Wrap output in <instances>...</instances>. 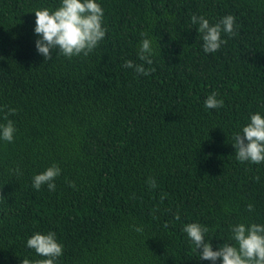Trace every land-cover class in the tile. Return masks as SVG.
Listing matches in <instances>:
<instances>
[{
  "label": "trees",
  "instance_id": "1",
  "mask_svg": "<svg viewBox=\"0 0 264 264\" xmlns=\"http://www.w3.org/2000/svg\"><path fill=\"white\" fill-rule=\"evenodd\" d=\"M98 2L105 37L45 61L32 12L59 0H0V123L16 129L0 142V264L41 259L25 241L49 231L63 245L57 264H210L184 223L206 226L214 249L230 224L264 223V162H239L232 146L249 113L264 114V0ZM193 14H231L234 34L204 53ZM142 33L147 75L123 66L143 63ZM211 92L221 108L204 107ZM52 163L55 190H35Z\"/></svg>",
  "mask_w": 264,
  "mask_h": 264
},
{
  "label": "clouds",
  "instance_id": "2",
  "mask_svg": "<svg viewBox=\"0 0 264 264\" xmlns=\"http://www.w3.org/2000/svg\"><path fill=\"white\" fill-rule=\"evenodd\" d=\"M32 13L35 16L34 47L45 61L50 59L52 50H56L57 55L68 58L80 54L87 55L106 34V29L102 26L104 10L98 0H59L55 8H39ZM190 22L196 25L195 30L202 41L204 53H214L220 49L225 43L221 33L234 34V16L231 14L211 24L203 15L193 14ZM141 36L137 57L143 63L136 64L132 60H125L123 66L132 68L137 74L147 75L152 69L146 68L145 64L151 66L153 63V47L150 39L143 33ZM203 104L206 109H219L223 106V100L218 98L216 92H211L204 98ZM9 111L14 113L15 109ZM15 131L11 119L0 123V142H12ZM232 146L239 162L257 165L264 162V114L260 111L249 113L246 123L233 134ZM60 174V167L52 163L33 174L32 187L38 191L42 185H46L49 191H54L55 178ZM147 183L150 187L156 186L151 178ZM161 198L163 199V196ZM247 208L249 212L253 211L251 204ZM136 230L140 231L139 228ZM181 231L194 246L199 259L209 261L210 264H264V223L230 224L228 241L217 245L215 249L211 243L212 239H205L208 228L201 223H184ZM25 246L42 258L24 259L20 264H57V259L63 252V245L53 231L32 233L26 239Z\"/></svg>",
  "mask_w": 264,
  "mask_h": 264
}]
</instances>
